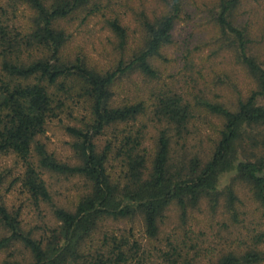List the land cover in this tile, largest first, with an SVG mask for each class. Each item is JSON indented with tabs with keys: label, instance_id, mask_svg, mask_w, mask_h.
<instances>
[{
	"label": "trees",
	"instance_id": "obj_1",
	"mask_svg": "<svg viewBox=\"0 0 264 264\" xmlns=\"http://www.w3.org/2000/svg\"><path fill=\"white\" fill-rule=\"evenodd\" d=\"M126 1L0 0V154L12 153L24 162L22 186L36 204L53 201L42 169L79 175L89 184L73 210L55 206L56 225L37 236L23 229L20 210L5 204L0 171V222L7 231L0 234V253L16 243L29 253L25 262L4 264H202L201 256L211 254V264H264L261 231L248 241L241 238L234 249L200 254L201 246L186 228L158 251L160 261L139 240L115 233L97 236L103 219L140 212L147 241L158 240L173 204L181 208L184 221L206 204L208 213L223 205L224 214L241 224L235 185L226 187L227 198L219 189L226 175L246 184L264 207V28L256 36L252 17L243 10L247 2L262 0H211L206 7L219 34V51H231L254 87L231 102L167 89L156 95L149 115L143 99L115 103V86L137 73L159 79L155 60L174 43L179 22L196 0H155L150 13L138 12L141 37L131 50L129 28L116 8ZM83 13L85 20L100 15L114 35L120 57L111 69L95 67L85 54L69 51L67 22ZM74 95L86 114L81 127L68 128L81 159L71 165L56 159L37 137ZM198 118L207 121L211 133L195 143ZM138 121L144 123L138 126ZM154 121L162 127L150 138L149 122ZM108 130L111 137L100 145L99 137Z\"/></svg>",
	"mask_w": 264,
	"mask_h": 264
},
{
	"label": "rangeland",
	"instance_id": "obj_2",
	"mask_svg": "<svg viewBox=\"0 0 264 264\" xmlns=\"http://www.w3.org/2000/svg\"><path fill=\"white\" fill-rule=\"evenodd\" d=\"M125 3L127 4L124 5ZM210 3L211 0H196L190 3L189 14H186L177 26L174 43L164 50L163 56L155 60V66L160 73L159 79L152 80L138 73L121 78L114 89L115 103L124 104L143 99L148 107L149 115L154 109L156 95L167 89H173L182 94L185 91L194 90L198 91L196 94L203 92L210 100L228 99L231 102L239 93L245 95L254 87L248 75L236 63L231 51L226 49L219 51L217 40L219 34L214 27L213 14L210 15L211 11L206 8ZM127 5H129L128 8ZM116 8L122 13L123 24L129 28V50H131L138 44L141 37L136 15L145 9L150 13L156 8L155 0H127L119 3ZM243 10L247 11V16L252 17L251 29L256 36H259L260 29L264 28V0L261 3L249 1ZM83 15L84 13L67 22V28L72 35L68 45L69 51L73 54H85L91 65L95 67L103 70L111 69L120 57L114 35L100 15L86 20L82 19ZM255 46L259 47L257 42ZM260 102L264 104V98ZM84 107L83 101L74 95L67 100L59 116L48 121L45 132L37 137L56 159L71 165L80 164L81 159L73 149L75 138L68 128L83 125V117L86 114ZM141 121L136 124L141 126L144 123ZM143 121H146L144 124L148 122L147 116L143 118ZM154 122H149L148 136L150 138H154L158 129L162 127V124ZM196 124V132L192 134L195 143L202 142L211 133L206 120L198 118ZM110 137L111 131L108 130L99 137L98 143L103 145ZM34 161L37 163L36 155H34ZM0 171L4 175L2 192L5 204L11 211L20 210L23 229L34 231L37 236L42 233L44 227L56 225L52 214L55 206L73 210L79 199L89 189L88 182L82 176L58 174L42 169L53 201L51 204L44 202L36 204L22 186L21 178L25 171V164L19 157L12 153L0 154ZM231 184L235 185V191L240 197L237 207L241 224H235L232 218L224 214L223 205L216 213H208L206 204L198 210H193L188 216V221H184L181 208L173 204L165 213L158 240L147 241L140 212L128 218L103 219L99 224L97 236L115 233L139 240L149 251H152V258L157 261H160L158 255H161L158 251L167 249V242L174 239L176 235L185 234L186 228L192 231V242L201 246L200 254L208 249H215L218 253L234 249L241 238L248 241L254 233L264 232V207L261 208L253 200L246 184L235 182L231 175L221 177L219 189L224 192L225 198H227L226 187ZM3 233L6 234L7 231L0 222V234ZM214 255L211 254L208 259L202 255L201 263L211 264L210 261L215 259H213ZM28 256L26 248L16 243L10 249L0 253V264H4L5 261L25 262Z\"/></svg>",
	"mask_w": 264,
	"mask_h": 264
}]
</instances>
